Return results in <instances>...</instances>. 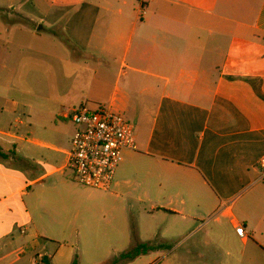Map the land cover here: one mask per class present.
Segmentation results:
<instances>
[{
    "label": "crops",
    "instance_id": "1",
    "mask_svg": "<svg viewBox=\"0 0 264 264\" xmlns=\"http://www.w3.org/2000/svg\"><path fill=\"white\" fill-rule=\"evenodd\" d=\"M8 11L17 18L0 16V73L9 75L0 82V264L113 260L133 246L137 218L140 242L206 231L201 244L227 247V260L212 264H264V0H11L0 4ZM33 70L53 76L32 89ZM18 89L52 106L35 123L45 132L44 119L85 104L134 126L137 150L124 152L110 191L80 202L73 122L66 139L54 126V144L32 138L29 106L8 97ZM102 215L113 222L99 236L92 221ZM146 217L162 226L144 227ZM74 228L90 242L48 252L43 241ZM235 245L248 256L236 258ZM163 252L142 258L155 264Z\"/></svg>",
    "mask_w": 264,
    "mask_h": 264
},
{
    "label": "rangeland",
    "instance_id": "2",
    "mask_svg": "<svg viewBox=\"0 0 264 264\" xmlns=\"http://www.w3.org/2000/svg\"><path fill=\"white\" fill-rule=\"evenodd\" d=\"M11 3V0H0V4L1 5H9ZM0 16L8 18V17H12L13 20H15L17 18V16L15 14H13L12 12L8 11V12H4V13H0ZM46 71V70H42L41 72H37V71H31L28 75V78H26L27 80H29V85L32 87V89H36L35 86V80L40 78L41 76L45 75H51L53 76V71L51 70ZM44 73V74H43ZM9 77L8 74H5L3 72L0 73V82H2L5 78ZM11 82L13 81V78L10 79ZM16 80V78H15ZM17 83L20 82V78H18V80L16 81ZM15 83V82H14ZM34 91V90H33ZM8 97H10L12 100L14 101H18L19 103H23L26 104L27 106H29V111L31 112V116H32V120H30L29 124L32 125V127L36 128L35 123H38V119L42 117V112L43 111H47V112H53V108L51 105L49 106H45V105H41L40 101L37 100L36 97L33 96H28L22 93L21 89L19 90H14L13 92H11L10 94H8ZM84 107H87L90 110H98L100 108H104V109H108L105 106H97V107H93L92 105H88L85 104L83 105ZM77 109V108H76ZM69 108H64L62 110L63 114H67L68 115V119H63V118H48V119H44V123L48 127V131L45 132L42 129H38L36 128L35 130V135L32 136V138H38L40 140L43 141H47L48 143L54 144L55 142L59 141L61 139V135L59 132H55L52 129L54 128V126H59L60 131L64 132L63 135V139H66L69 135H71L72 131H73V125H72V115L69 113ZM19 116L21 119L25 120L26 116H23L22 112H19ZM28 122L26 121V123L24 124V126H20L21 129H23L22 131H27L28 127L31 125L27 124ZM54 124V125H53ZM51 127V128H50ZM75 130V128H74ZM57 136H56V135ZM21 147H24L22 145H19V149H21ZM19 157V156H18ZM17 157V159L19 160V158ZM72 171V170H71ZM72 177L74 179V175H73V171H72ZM75 182V181H74ZM76 184H78L77 182H75ZM80 185V184H79ZM82 186V185H80ZM83 188H86L84 186H82ZM87 190V192L83 195L82 200H80V202L85 206L86 203L87 205L89 204V202L92 200L94 201L95 199H91L90 194H94L97 196H100L101 193H99L100 191H94V189H84ZM105 192V191H102ZM93 198V197H92ZM90 200V201H89ZM113 222V218L110 215H105V216H101L98 220H93L92 224L95 225V227L97 228L98 231V235L99 236H103L104 232L107 230L108 227H110L112 225ZM139 224V220L137 218L136 222H132V225ZM152 224V226L155 228L156 227H161L162 224L160 222L156 223V222H152V219L149 217H146L143 219L142 221V225L146 228H149V226ZM205 232H202L201 234H197L196 236H190L188 238H186L185 240L181 241L178 244H165L167 246H169L168 250H161L164 251L163 254L160 255L159 260H157L155 262V264H190L194 263L196 264L199 261H202L204 264H212L213 259H221L222 262H225V260H227V255H226V246H222L221 248L214 246L212 244H201V242L203 243V236L205 235ZM52 237V240L48 241H43L44 244H53L49 247L48 252L52 253L56 248H57V244H86L90 242V238H91V234L90 231L86 230V229H71L70 232L67 233H54L50 235ZM139 237V236H138ZM196 239L199 240L200 244H197ZM142 242V241H141ZM161 245V244H158ZM218 246H220L221 244H217ZM83 251V250H81ZM42 252V251H41ZM249 251L247 249H245L244 247L240 246V245H235L233 248V254L236 258H243V257H247ZM243 256V257H242ZM112 260H103V258H94L93 262H91L90 260H86L84 262V264H108L109 262H111ZM150 261V258L148 257H144V258H139L138 260H136L133 264H148V262ZM186 262V263H185Z\"/></svg>",
    "mask_w": 264,
    "mask_h": 264
},
{
    "label": "built area",
    "instance_id": "3",
    "mask_svg": "<svg viewBox=\"0 0 264 264\" xmlns=\"http://www.w3.org/2000/svg\"><path fill=\"white\" fill-rule=\"evenodd\" d=\"M69 113L75 126L69 153L74 181L89 189L110 191L124 152L137 150L134 126L110 109L82 106ZM259 168L264 180V161ZM236 234L241 240L248 239L242 224H236Z\"/></svg>",
    "mask_w": 264,
    "mask_h": 264
},
{
    "label": "trees",
    "instance_id": "4",
    "mask_svg": "<svg viewBox=\"0 0 264 264\" xmlns=\"http://www.w3.org/2000/svg\"><path fill=\"white\" fill-rule=\"evenodd\" d=\"M74 53H77L73 47H70ZM0 157L5 159L8 158L5 154H3L0 150ZM132 237H133V246L126 252L122 253L118 257L114 258L108 264H130L137 260L138 258L148 255L150 253L158 252L161 250H168L169 246L165 244L158 245L153 242L143 243L140 242L138 238V232L136 225H132ZM43 264H51L48 258H44ZM72 264H79L77 260H74Z\"/></svg>",
    "mask_w": 264,
    "mask_h": 264
},
{
    "label": "water",
    "instance_id": "5",
    "mask_svg": "<svg viewBox=\"0 0 264 264\" xmlns=\"http://www.w3.org/2000/svg\"><path fill=\"white\" fill-rule=\"evenodd\" d=\"M42 29V28H41Z\"/></svg>",
    "mask_w": 264,
    "mask_h": 264
}]
</instances>
